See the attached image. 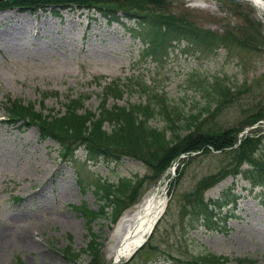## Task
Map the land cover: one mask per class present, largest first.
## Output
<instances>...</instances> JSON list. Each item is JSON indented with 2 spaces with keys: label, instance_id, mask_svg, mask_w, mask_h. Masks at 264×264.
I'll use <instances>...</instances> for the list:
<instances>
[{
  "label": "rangeland",
  "instance_id": "obj_1",
  "mask_svg": "<svg viewBox=\"0 0 264 264\" xmlns=\"http://www.w3.org/2000/svg\"><path fill=\"white\" fill-rule=\"evenodd\" d=\"M138 2L213 34L222 44L215 51L216 61L180 40L171 43L162 66L157 68L148 59L136 62L141 42L119 23L107 22L97 10L86 15L82 8L63 9L57 16L50 11L28 15L0 10V264H113L118 236L112 230L118 217L112 221L101 216L91 222L99 244L89 256L82 249L90 236L88 224L73 210L81 203L96 207L92 192L96 175L113 181L117 176L133 178L131 192L120 202L121 207L126 206L119 214L135 210L148 193L165 195L164 211L155 229L132 255L116 264H171V258L187 264L191 257L205 253L224 257V264H264L263 210L248 191L258 177L252 173L251 179L232 178L228 173L240 153L208 145L179 152L185 146L183 138L166 148L161 143L140 150L104 145L117 159L87 161L77 175L81 146L61 153L52 139L43 138L46 131L41 134L37 124L5 118L6 104L13 98L41 114H61L66 98L84 93L82 108L95 110L105 81L122 80L137 70L167 97L177 101L185 95L189 102L190 90L183 91L186 73L201 70L221 74L231 86L212 116L202 120L201 132L234 130L260 109L263 116L237 130L232 146L244 134L253 139L263 135L260 150L264 158V9L251 0ZM9 30L19 45L10 43ZM21 30L26 33L20 34ZM136 66L143 68L135 71ZM138 99V92L126 91L117 99L108 97L106 105ZM150 124L162 125L158 119ZM248 142L245 148H251L253 140ZM179 154L182 156L177 157ZM238 167L247 168L243 161ZM260 188L264 191V180ZM252 190L261 192L259 186ZM217 196L226 201L219 200L223 202L220 212L229 207L233 217L220 230L200 227L192 211L194 204L215 212L206 202ZM69 251L73 252L70 257Z\"/></svg>",
  "mask_w": 264,
  "mask_h": 264
},
{
  "label": "trees",
  "instance_id": "obj_2",
  "mask_svg": "<svg viewBox=\"0 0 264 264\" xmlns=\"http://www.w3.org/2000/svg\"><path fill=\"white\" fill-rule=\"evenodd\" d=\"M138 1L0 0V9H15L19 12H35L47 8L53 12L65 8L97 10L107 21L120 22L129 34L141 36L145 45L139 49L136 62L148 59L153 61L158 68L163 65L164 59L173 47L171 43H177L180 40L185 41L187 45L200 53H209L210 60L216 61L215 51L222 44L217 42V38L213 34L210 35L184 25V23L174 21L163 13L147 9ZM156 1L144 0L145 3L151 4ZM129 21H132V24L127 23ZM174 49L172 48V50ZM138 67L140 66L134 67V70L136 71ZM138 72V70L132 72V75L126 76L122 80L113 78L105 81L99 95L98 107L95 110L82 108L84 93L66 98L61 114H57L58 112L41 114L32 105H23L21 99L13 98L6 104V118L9 121L21 120L23 123L37 124L41 130L40 133L44 134L42 131H46L44 136L48 135L54 139L64 153L72 144H80L86 157L92 161L117 159V155L104 145L116 148L132 147L134 150H140L148 146H155V143H161L162 148H166L183 138L185 146L179 152L196 151L205 148L206 145L220 150L229 147L231 152L241 154V157L232 164L229 172L241 171L243 175H245L244 173L250 175V179L254 173L258 177V181L263 180L264 158L261 156L260 150L263 135H258L253 139L244 134L241 140L232 146L237 130L263 116L260 114V109L252 119L244 120L243 124L234 130L226 129L224 132L214 133L212 131L205 132V130L201 132L199 128L202 125V120L212 116L216 105L222 102L231 89L221 74L208 75L201 70L187 72L186 84L183 87V91L190 90L189 102H187L185 95L177 101L167 97L161 88L152 85L151 80L148 82L143 80L142 75L137 74ZM126 91L138 92L140 99L127 101L125 104L114 102L111 105H106L108 97L112 96L117 99ZM194 96L196 97L194 98ZM155 119L161 121L160 127L150 124ZM104 124H107L109 128H105ZM183 131H185L184 135H182ZM162 139L163 142H160ZM252 140L251 148H245L248 141ZM240 161L246 163V169L238 167ZM78 175L80 174L78 173ZM132 181L131 177H116L114 181H110L96 176L93 185V193L97 201L96 207L92 209L83 204L74 206L75 210L83 217L85 225L88 224L89 227L90 236L85 247L82 248L83 252L88 253L89 256L94 254L99 244L96 234L90 228L91 222L101 216H109L110 220L114 221L126 206L124 203L121 207L120 202L131 192ZM260 195L259 198L264 204V193ZM206 205L208 206V203ZM194 206L196 208L192 211L195 214V219H199L198 225L205 228L221 229L224 227L226 217L224 214L219 216L217 202L211 204V207L216 209L215 212L207 210L205 206L201 207L200 204L199 206L194 204ZM72 253L69 251L67 256H72ZM191 258L186 261L187 264H224V257L209 253ZM93 259L96 258L93 257ZM170 261L171 264H181L176 258H171Z\"/></svg>",
  "mask_w": 264,
  "mask_h": 264
},
{
  "label": "bare ground",
  "instance_id": "obj_3",
  "mask_svg": "<svg viewBox=\"0 0 264 264\" xmlns=\"http://www.w3.org/2000/svg\"><path fill=\"white\" fill-rule=\"evenodd\" d=\"M251 1L256 6L264 9V0ZM27 21L28 18H24L22 21L23 25ZM8 32V36L13 37V33H10V30ZM19 33L24 35L26 32L21 30ZM10 43L14 46L19 45V41L16 40L15 37L10 40ZM162 203L163 201L161 197L158 196L157 191L152 194L148 193L142 201L139 202L135 210L131 212L126 210L119 215L112 230L114 234L118 236L117 244L113 250L115 259L113 264L117 263L120 258L128 257L138 244L143 242L161 211Z\"/></svg>",
  "mask_w": 264,
  "mask_h": 264
},
{
  "label": "water",
  "instance_id": "obj_4",
  "mask_svg": "<svg viewBox=\"0 0 264 264\" xmlns=\"http://www.w3.org/2000/svg\"><path fill=\"white\" fill-rule=\"evenodd\" d=\"M141 244H142V242H141V243H139L137 247H139ZM137 247H136V248H137ZM136 248H135V249H136ZM135 249H134V250H135Z\"/></svg>",
  "mask_w": 264,
  "mask_h": 264
}]
</instances>
